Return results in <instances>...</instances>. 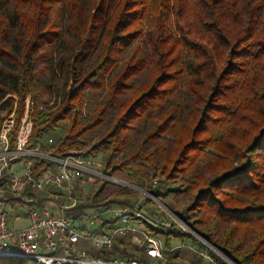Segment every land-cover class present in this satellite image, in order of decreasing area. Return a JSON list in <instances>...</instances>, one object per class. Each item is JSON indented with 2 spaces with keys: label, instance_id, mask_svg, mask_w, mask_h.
I'll return each mask as SVG.
<instances>
[{
  "label": "trees",
  "instance_id": "obj_1",
  "mask_svg": "<svg viewBox=\"0 0 264 264\" xmlns=\"http://www.w3.org/2000/svg\"><path fill=\"white\" fill-rule=\"evenodd\" d=\"M28 105L29 148L101 155L107 175L147 181L167 205L183 194L195 233L236 264H264V0H0V128L15 111L13 146ZM126 193L104 182L79 209ZM105 216L101 229L123 220ZM146 229L163 242L158 264H203L199 251L228 264L178 224ZM89 253L153 261L131 234Z\"/></svg>",
  "mask_w": 264,
  "mask_h": 264
},
{
  "label": "built area",
  "instance_id": "obj_2",
  "mask_svg": "<svg viewBox=\"0 0 264 264\" xmlns=\"http://www.w3.org/2000/svg\"><path fill=\"white\" fill-rule=\"evenodd\" d=\"M16 125L17 116L12 113L5 117L0 128V258H23L35 264H142L138 259L105 260L77 250L83 241L98 249L109 248L118 237L129 234L151 259L163 258L162 240L149 236L146 226L171 228L177 224L176 219L149 215L148 203L142 199L130 208L122 207L112 212L115 219L122 218L124 223L101 229L102 217L110 212V207L95 208L93 216L87 209H79L82 203L73 197L77 181L85 176L113 182L117 179L103 172L95 157L59 158L41 147L29 148L33 128L29 108L13 146ZM39 160L52 163V167L36 175L34 171ZM18 162H22V177L12 173L13 165ZM7 174H11V181L6 179ZM12 190L27 192L30 196ZM10 204L11 211L15 208L19 211L14 223L26 222V226H11ZM99 222L102 223L97 226ZM199 254L206 264H216L207 252L199 251Z\"/></svg>",
  "mask_w": 264,
  "mask_h": 264
},
{
  "label": "rangeland",
  "instance_id": "obj_3",
  "mask_svg": "<svg viewBox=\"0 0 264 264\" xmlns=\"http://www.w3.org/2000/svg\"><path fill=\"white\" fill-rule=\"evenodd\" d=\"M28 108L29 107H27V110H28ZM13 113H15V111ZM3 116L6 117L7 114L4 113ZM96 159L99 161V163L101 164V166L103 168L101 155H98V157H96ZM12 173L15 175H18L20 177L23 176L22 162H18V163L13 165ZM6 179L11 181V174H7ZM116 179L121 181L122 183L119 184V183H115L113 181H109L106 179H100V178H94L91 176L82 177L77 181V188L73 194V197L76 198L80 203L86 204L87 203L86 199L90 198V196L92 195L93 188L98 187L99 185H101L104 182L111 183L114 186L119 187V188H126L127 189L126 194L128 196H130L131 200H127L123 196L120 199H118L115 204H112L110 206V212L108 214H106V216H105V218L107 220L115 219L112 212L118 211L122 207H129L130 208L133 205H135L136 203H138L139 200H142V199L146 203L147 202L146 197L150 198L153 201V204L148 203V214L152 215V216H165V217H172V218L176 219L175 218L176 215L180 217L186 211V209L189 206V201L186 199L185 195L179 194L176 196L175 193L169 194L166 198L167 203H168V205L170 204L174 207V209L176 211V213H175L174 210L171 209L167 204H165L163 202H159L156 198H154V197H156L154 194H153L154 197H151L150 195H148V193H149L148 191H149L150 187H149V183L147 181L143 180L139 185H135V184H132V183H130L126 180H123V179H119V178H116ZM159 187H160V185L158 183H156L155 185H153V190L155 192H158ZM13 192L16 194H20V195L30 196L27 192H20V191L18 192L16 190ZM61 200H62V202H65V197H62ZM11 207L12 206L10 204L9 210H10V216H11V219H10L11 226L14 228L24 227L23 224L18 225L16 223H14V218L18 214L19 211L16 208L11 211ZM88 214L90 216H93L95 214V210L94 209H88ZM101 223L102 222H99L97 224V226L101 225ZM176 223L179 226H181L178 222H176ZM97 226L94 227V229H96ZM176 244H177V246L181 245L180 242H177ZM186 245L187 246H193L190 242H186ZM94 249H98V248L95 247L94 245H91L90 243H87L84 241L81 242L77 248L78 251H87V252L93 251ZM28 261H29L28 264H35V262H33V261H30V260H28ZM146 264H158V263L155 262L154 260L153 261L149 260ZM203 264H206L205 260H204Z\"/></svg>",
  "mask_w": 264,
  "mask_h": 264
},
{
  "label": "water",
  "instance_id": "obj_4",
  "mask_svg": "<svg viewBox=\"0 0 264 264\" xmlns=\"http://www.w3.org/2000/svg\"><path fill=\"white\" fill-rule=\"evenodd\" d=\"M148 193V192H147ZM148 195H150L151 197H154L153 194L148 193ZM157 199V197H154ZM158 200V199H157ZM159 201V200H158ZM161 202V201H159ZM104 212L107 211V209L103 210ZM174 214V213H173ZM175 215V214H174ZM176 220L177 222L187 231L190 232L192 234H194L200 241H202L204 244H206L209 248H211L218 256H220L221 258H223L228 264H236L235 262H233L230 258H228L226 255H224L220 250H218L217 248H215L214 246H212L211 244H209L205 239H203L202 237H200L197 233H195L189 226H187L185 224V222L181 219V217L176 215Z\"/></svg>",
  "mask_w": 264,
  "mask_h": 264
},
{
  "label": "crops",
  "instance_id": "obj_5",
  "mask_svg": "<svg viewBox=\"0 0 264 264\" xmlns=\"http://www.w3.org/2000/svg\"><path fill=\"white\" fill-rule=\"evenodd\" d=\"M88 210V209H87ZM119 223H124V221L122 220V221H120ZM24 225V226H26L27 225V223L26 222H22V223H18V225Z\"/></svg>",
  "mask_w": 264,
  "mask_h": 264
},
{
  "label": "bare ground",
  "instance_id": "obj_6",
  "mask_svg": "<svg viewBox=\"0 0 264 264\" xmlns=\"http://www.w3.org/2000/svg\"><path fill=\"white\" fill-rule=\"evenodd\" d=\"M116 183H119V184H121L122 182L121 181H119V180H114Z\"/></svg>",
  "mask_w": 264,
  "mask_h": 264
}]
</instances>
